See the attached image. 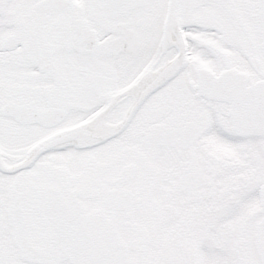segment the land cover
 Instances as JSON below:
<instances>
[{
  "label": "snow or ice",
  "instance_id": "6c2138e0",
  "mask_svg": "<svg viewBox=\"0 0 264 264\" xmlns=\"http://www.w3.org/2000/svg\"><path fill=\"white\" fill-rule=\"evenodd\" d=\"M0 264H264V0H0Z\"/></svg>",
  "mask_w": 264,
  "mask_h": 264
}]
</instances>
